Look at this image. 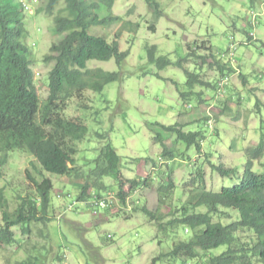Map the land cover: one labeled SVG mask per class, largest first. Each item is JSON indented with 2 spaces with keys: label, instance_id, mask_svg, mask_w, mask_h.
Instances as JSON below:
<instances>
[{
  "label": "rangeland",
  "instance_id": "374dc122",
  "mask_svg": "<svg viewBox=\"0 0 264 264\" xmlns=\"http://www.w3.org/2000/svg\"><path fill=\"white\" fill-rule=\"evenodd\" d=\"M153 1L158 5V13L144 0H116L110 13L104 8L100 10V18L111 14L120 21L91 28L88 33L106 38L108 43L117 41L119 53H127V57L120 64L115 58L107 62L89 61L87 68L117 73L119 79L100 93L86 91L80 99L70 100L64 111L66 119L83 121L88 130L85 139L76 143L75 169L87 173L94 167L93 161L100 150L110 145L120 158V173L131 180L129 184L121 180L125 186L132 187L130 205L117 204L109 212L93 210L89 207L91 199L83 201L78 197L73 176L44 173L52 184L51 222L46 228L42 224L31 225L29 236H22L18 227L13 228L14 238L22 244L20 249L17 245L0 244V264L19 263L26 259L27 249L32 246L38 247L37 252L42 247L43 252H50L48 259L54 251L65 254L60 264L64 261L66 264H152L161 254L169 252L173 242L190 236L178 228L165 238L140 211L143 206L149 211L158 207L157 189L168 176L174 185L173 198L159 206L156 214L163 217L164 224L177 218L169 212L186 201L188 190L199 188L200 182L196 180L199 171L204 173L205 189L214 193L234 186L243 175L246 149L255 147L264 138V0ZM26 5L35 7V11L44 10L45 0ZM63 8L61 0L52 16L44 11L32 15L28 8L20 12L29 34L26 43L41 102L48 96V73L53 66L52 62H44V57L50 46L64 36L54 31L53 18ZM151 47H155L153 55L158 62L148 60ZM212 60L226 65L230 61L236 70L220 75L209 66L210 63L214 66ZM162 62L168 65L159 67ZM190 75L204 84H187ZM226 76H230L228 83L220 88V79ZM210 113L216 121L211 130L206 123V114ZM184 121L192 123L185 125V132L199 133L200 151L161 127ZM163 148L172 151L175 159L161 158ZM32 163L37 166L26 152L13 151L1 168V200L6 198L10 212L18 205V196L36 193L27 179V172L35 176ZM219 165L230 169L231 176H221L217 172ZM252 171L264 173V155L253 163ZM79 180L85 181L84 177ZM103 182L107 189L117 191L118 180ZM59 194L62 197L58 198ZM135 206L137 212L132 210ZM223 211L230 215L231 221L236 219L233 211ZM94 212L98 214L96 218L92 216ZM70 222L86 226L84 237L71 228ZM221 222L226 224L228 220ZM40 230L46 232L48 240L39 235ZM224 250L220 248L216 253ZM155 264L170 262L160 258Z\"/></svg>",
  "mask_w": 264,
  "mask_h": 264
},
{
  "label": "trees",
  "instance_id": "16d2710c",
  "mask_svg": "<svg viewBox=\"0 0 264 264\" xmlns=\"http://www.w3.org/2000/svg\"><path fill=\"white\" fill-rule=\"evenodd\" d=\"M27 1L37 3V0ZM60 1L45 0L44 10L35 11L34 7L33 12L44 11L52 16ZM115 1L63 0L64 8L54 16L53 23L54 31L64 36L50 46L49 53L44 57V62H52L53 66L48 73V96L41 102L34 85L30 50L26 43L29 34L20 16V12H24L21 0H0V172L7 164L10 152L24 151L37 164L35 166L32 163L30 166L40 179L38 181L27 172V179L33 184L36 193L18 196V205L12 212L8 210L6 198L1 200L3 196L0 192L1 245H17L20 249L22 242L14 238L13 228L18 227L20 235L29 236L31 225L42 224L46 228L51 222L49 194L52 185L44 173L59 177L73 176L76 182H81L78 186L81 200H85L89 189H107L103 182L105 179L119 181L120 158L110 145L100 150L99 156L93 161L94 167L87 173H79L75 169L74 160L78 152L76 143L85 139L88 130L83 121H69L64 117L70 100L80 99L86 91L100 93L106 85L119 79L117 73L87 68L89 61L107 62L115 58L120 64L127 57V53H119L117 41L108 43L106 38L88 33L91 28L120 21L119 17L111 14L106 18L99 16L103 8L110 13ZM144 1L158 13V5L153 0ZM150 29L153 31L154 27ZM118 35L120 31L116 39ZM154 50L155 47H151L148 51L151 63L158 62L153 55ZM212 61L214 66L211 63L209 66L216 68L220 75L232 73L230 65ZM167 65L162 62L159 67ZM195 82L203 83L190 75L187 84ZM164 130L175 134L177 140L188 146L194 145L199 149V134L184 133L183 126L178 124L165 127ZM263 155L264 138L261 137L255 147L246 150L247 161L238 182L216 193L205 189L204 173L199 171L196 177L200 182L199 188L188 190L186 201L177 211H172V214L180 213V216L164 224L163 217L156 214L159 206L164 205L171 196L173 198L174 185L172 178L168 177L158 188V207L149 211L143 206L140 211L155 223L163 237L169 238L178 228H183L190 236L187 240L173 242L169 252L161 254L152 264L160 258L168 259L170 264L177 261L180 264H264V173L255 174L252 171L254 161ZM162 156L175 159L173 152L166 148ZM217 172L226 177L232 173L221 166ZM80 177H84L85 181L79 180ZM119 197L124 203L121 190ZM95 208L105 212L110 210V206L104 204H98ZM132 210L137 212L139 209L135 206ZM223 210L233 211L236 219L231 221L230 215ZM222 219L228 222L223 224ZM70 226L80 237H84L87 230L82 226L75 223H70ZM39 235L48 240L44 230H40ZM84 243L87 248L90 247L87 242ZM37 248L32 246L27 249L26 259L16 264H55L63 256L54 251L48 259L50 252H43V247L37 252ZM220 248L225 250L217 254Z\"/></svg>",
  "mask_w": 264,
  "mask_h": 264
},
{
  "label": "clouds",
  "instance_id": "9594fccd",
  "mask_svg": "<svg viewBox=\"0 0 264 264\" xmlns=\"http://www.w3.org/2000/svg\"><path fill=\"white\" fill-rule=\"evenodd\" d=\"M27 2H30V1H27V0H21V4H22V6H23V9H24V12H25V10H26V8H28L29 9V12L31 13V11H32V15H33V7L31 8L30 6H28V5H26L27 4ZM31 4H32V2H30ZM33 4H35V2H33ZM231 48H234V45H232L231 46ZM229 58H231V57H229ZM231 60V59H230ZM228 66L230 65H232L231 63H230V61H229V64H227ZM231 68L233 69V70H236V68L234 69V67H232L231 66ZM89 69V68H88ZM97 69V68H96ZM229 78H230V76H226L225 78L223 77V78H221L220 79V82H219V87L220 88H222L224 85H226L227 83H228V80H229ZM208 111L209 112H211L210 111V109H208ZM206 116H207V120L208 121H206V123L208 124V127H209V129L211 130L212 128H213V126H214V123L216 122V121H214V119H213V116H211V113L210 114H206ZM184 123V125H182ZM188 124H192V123H188ZM188 124H186V122L184 121V122H182V123H180V124H178V125H181V126H183V132L184 133H187V132H185L184 131V129H185V125H188ZM161 127H162V129L164 130V128H165V126H162L161 125ZM165 132H168V131H166V130H164ZM171 133V132H170ZM191 133V132H190ZM195 133H197V132H195ZM197 134H199V133H197ZM200 143H201V140H200ZM251 148V147H250ZM197 150L198 151H200L201 150V144L199 145V149L197 148ZM247 150V149H246ZM164 151V148L162 149V152ZM161 158H163V156H162V153H161ZM163 159H168V158H163ZM255 162V161H254ZM219 166H221L222 168H223V166L222 165H219ZM218 166V167H219ZM145 167V166H144ZM224 169V168H223ZM225 170V169H224ZM228 170H230V169H228ZM142 171V170H141ZM145 172H147L146 170H145ZM140 174V173H139ZM171 174V173H170ZM146 175H147V173H146ZM198 175V174H197ZM221 175V174H220ZM221 176H223V175H221ZM168 177H170V176H168ZM168 177H167V180H168ZM226 177V176H225ZM121 180H126V183H128L129 184V182H131V180L130 179H127V178H124L123 177V175L121 174V176H120V178H119V181H118V185H117V191L116 192H114V191H112L113 189H106V190H100V191H96V190H94V189H89L88 191H87V193H86V195H85V200H83V201H86V199L87 198H89V199H91V204L89 205V207L91 208L92 207V209L93 208H95V206H97L98 204H104V206H106V205H109L110 206V209L111 208H114V206L115 205H121V206H123V207H128L130 204H129V200H130V192H131V190H132V187H130V186H125V183H122L121 182ZM197 180V179H196ZM198 181V180H197ZM76 182V181H75ZM105 183V182H104ZM165 183V182H164ZM81 184V182H76V184L74 185L75 187H77V191H78V195H79V190H78V186ZM52 185V184H51ZM106 185V184H105ZM204 185H205V183H204ZM127 187V188H126ZM51 190H52V188H51ZM51 190H50V192H51ZM120 190L122 191V193H123V201H124V203L122 202V200H121V198L119 197V192H120ZM158 190V189H157ZM97 194L99 195V196H97ZM49 196H50V194H49ZM60 197H62L60 194L58 195V198H60ZM187 197V196H186ZM38 199V198H37ZM51 200V199H50ZM38 201V200H37ZM50 213L52 212V203L50 202ZM68 208H71V207H68ZM133 209V208H132ZM94 210V209H93ZM176 211H177V209H175ZM174 210V211H175ZM104 211V210H103ZM49 213V214H50ZM170 213V216H173V215H175L176 214V216H177V218L179 217V214L178 213H175V214H172V212H169ZM105 214V213H104ZM107 214V213H106ZM98 214L96 213V212H94L93 213V217L94 218H96V216H97ZM50 217H51V215H49ZM52 218V217H51ZM173 219V218H172ZM163 220V219H162ZM70 223H74V222H70ZM164 223V222H163ZM76 224V223H75ZM77 225H79V224H77ZM80 226V225H79ZM82 226V225H81ZM83 227V229L85 230L86 229V226H82ZM177 230V229H176ZM62 259H64L65 260V254H63V256L61 257V260L60 261H56V263L55 264H60L59 262H61L62 263ZM64 264H66V262L64 261Z\"/></svg>",
  "mask_w": 264,
  "mask_h": 264
}]
</instances>
